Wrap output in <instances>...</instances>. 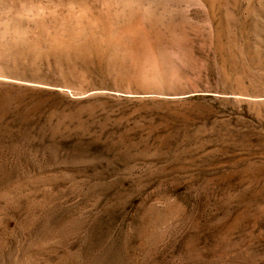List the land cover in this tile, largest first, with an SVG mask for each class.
<instances>
[{
    "label": "rangeland",
    "instance_id": "1",
    "mask_svg": "<svg viewBox=\"0 0 264 264\" xmlns=\"http://www.w3.org/2000/svg\"><path fill=\"white\" fill-rule=\"evenodd\" d=\"M0 264H264V0H0Z\"/></svg>",
    "mask_w": 264,
    "mask_h": 264
},
{
    "label": "bare ground",
    "instance_id": "2",
    "mask_svg": "<svg viewBox=\"0 0 264 264\" xmlns=\"http://www.w3.org/2000/svg\"><path fill=\"white\" fill-rule=\"evenodd\" d=\"M171 11V10H170ZM158 13V12H157ZM151 15H153V14H151ZM154 17V16H153ZM166 17H167V13L166 12H163V13H158V14H156L155 15V20H157V21H162L163 19H165L166 20ZM152 18V17H151ZM154 20V21H155ZM153 23V22H152ZM155 23V22H154ZM156 24H157V22H156ZM167 24H169L170 25V22H168V20H167ZM152 27V26H151ZM158 27H159V25H158ZM137 37V36H136ZM139 41V42H138ZM138 43H139V45H137V47L136 48H138V51H140V50H142V49H144V46H146L145 44H144V42H145V40H142V38H140L139 37V39H138ZM127 42V41H126ZM146 43V42H145ZM118 45H119V47H117V50L115 49L113 52H111L110 54L112 55V56H117V55H123V50H124V45H125V43L122 41V40H120V42L118 43ZM127 45V44H126ZM130 45V44H129ZM128 45V46H129ZM135 47H133V48H135ZM148 48V47H147ZM142 53V52H141ZM143 54V53H142ZM119 55V56H120ZM130 56V55H129ZM145 56V55H144ZM143 56V57H144ZM126 57V56H125ZM113 58V57H112ZM115 61V60H114ZM121 61V60H120ZM121 64V63H120ZM119 66V65H118Z\"/></svg>",
    "mask_w": 264,
    "mask_h": 264
}]
</instances>
